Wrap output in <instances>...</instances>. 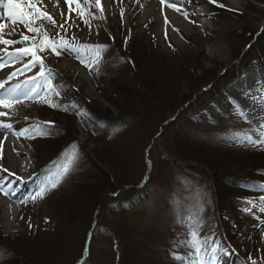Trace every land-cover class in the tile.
Wrapping results in <instances>:
<instances>
[{"label":"rangeland","instance_id":"1","mask_svg":"<svg viewBox=\"0 0 264 264\" xmlns=\"http://www.w3.org/2000/svg\"><path fill=\"white\" fill-rule=\"evenodd\" d=\"M60 1L57 0V2L53 3L50 0H43V10L49 12L58 23H63L65 19H68L69 12L65 2L60 3ZM215 2L210 3V5L206 4V7H208L206 17L199 18L197 22L186 11L190 9L189 7L183 13L184 17H182V21L167 24L163 19H159L158 2L153 6V10H155L153 13L155 14H153V17L148 18L142 16L139 3H135L133 0H101L104 8L103 14L101 15L96 8H91L90 11L99 19L103 29L111 37L119 40L121 39L120 32L122 26L126 25V28H123V30L127 31L124 36L127 41L121 44L119 40V43L112 45L114 54H117L127 62L124 67L119 68V71L116 70L115 74L118 76L110 77L109 74H106L108 68L104 66L97 74V71H90L89 68L84 67L77 59H74L67 53L57 56L50 50L48 51L47 68L53 75L57 74V77H65L66 82L70 81L71 85L76 89L73 92L70 91L69 95H66L65 101L71 100L76 95L83 96L84 100L89 102V105L86 108H79L77 111H82L86 114L84 119L92 121L94 130L97 131L99 128L107 129L109 124L113 123L110 119L102 117L103 113L110 111L112 117L119 120L122 115L120 106H117L118 104L115 103L116 100H120L121 96L118 97V91L111 84L112 81L121 78L129 86L134 85V88H137L140 83L139 78L142 75L144 77L147 76L148 73L153 74L150 73L151 70L163 72L164 74H159L162 77L172 78L177 76L183 68L187 69L188 65L190 66V62L185 61L187 58L191 59V66L197 68L195 71L197 76H202L205 71L221 73V71L231 67L237 56V53L234 51L236 47H243L245 40L241 36L237 37V35L244 29H254L264 26V2L261 0H215ZM236 2L239 3L237 4ZM57 3L59 6H54ZM178 3L183 5V2L178 1ZM219 4L223 5V7L219 6ZM155 6L157 8H154ZM231 9L234 11H231ZM120 12H123L125 24L119 17ZM185 14H187V18H185ZM155 15H157L156 18ZM65 27L80 39L87 40V38L91 39L92 37L93 29H91V25L83 23L76 16L75 12L71 13V19H68ZM18 28L19 32L7 35L6 38L19 39L20 32L31 35V33H27L22 25H18ZM52 32H54V29ZM62 35L70 40L74 38L75 43L78 42L73 35L70 36L68 31ZM22 46L15 45L13 47ZM153 47L159 56L154 55ZM134 50L139 51L138 53H143L146 57V61H143L145 63L144 69L141 67L139 69L141 73L135 71V64L128 63V59L133 58L131 52ZM251 51L253 52H248V55L252 60L243 67L241 76L238 79L236 78L226 89L220 90L216 101H213L206 108L200 109L197 112H195L196 107L191 109L193 111L192 115L189 113L190 109L186 110V114L181 116V120L185 121L190 127H186L185 123V126L182 127L183 130L178 132V137L184 136L183 138L187 140V131L193 135L202 134L206 141L196 140L194 142L202 146L212 145L215 143L214 140H222L221 137L223 135L217 132L219 131L216 129L217 126H212L214 122L212 117H225L228 119L227 121L239 126L244 119H241L234 113L233 102L239 104L243 112L247 114V118L251 120L256 119L257 123L264 125V110L259 109V105L264 104L258 102L261 96V92L258 89H264V77H260L261 79L257 80L244 79L245 75L253 74V69L259 68L260 64L264 63V41L257 46V50L254 47ZM143 59L145 58L143 57ZM152 64L156 66L154 67ZM20 66L21 64L18 63L5 68L11 69L13 72L22 68ZM39 70V65H37L29 71L21 72L16 78L8 82L6 86H13L17 83L23 84L25 80L36 76ZM108 77L111 78V82H109ZM187 77H183L185 81H178L179 79H177L176 84H170L169 86L171 88L174 87L175 92L176 88H178L177 97L180 99L187 96L188 98L186 99L188 100L191 96L189 85L186 84ZM179 78H182V76H179ZM242 79L244 80L241 81ZM0 80H3L2 74H0ZM214 86H218V84L216 83ZM168 89L165 88V90ZM119 93L123 97V93ZM45 94L46 92L42 90L41 95ZM36 105L40 106L42 104L34 100H24L22 103L16 104L12 110L0 108V111L8 112L9 115L4 117L7 120L11 117L13 119L12 128L15 126V132H21L34 124L31 123V118H37L38 116L35 112ZM165 117H172V112L166 109ZM77 118L81 117L77 115ZM212 120L213 122H211ZM124 122V125H120L117 128V132H121V135L117 133L120 137L118 138L117 136V140L115 139L118 142L133 139L136 134L141 133L144 136L145 134L154 135L157 132V127L151 129L146 126V128L137 126L136 128L135 126H129L128 121ZM202 123H207V125H203ZM74 125L77 133L76 139L82 144L84 152L90 155L91 160L89 168L79 167L81 172L85 171L83 175L79 173V177L82 176L85 180L88 173L97 176L96 172L99 171L100 167L104 171V173L101 171V174H106L109 182L111 183L112 181L116 185L112 191L109 188L106 192H102L101 206L104 212L101 213L100 218H103L106 224L101 225V223H96L95 228L93 227L92 237L90 240L88 239V255L81 257L85 249L83 247L86 244L82 246L83 240H81V234L76 228L71 227L67 222H63V220L66 221L64 216L67 214L65 210L62 211L61 209L62 207L68 208L70 210L69 214L76 217L72 213L73 210L71 208L76 209L78 208L77 205L86 207L87 198L83 199L81 192L78 198L72 202L73 204L68 203L66 206H58L55 210L54 207L58 200L54 196L47 201L50 203V207L54 208L52 211L49 210L46 201L42 203L39 199L35 201L30 199L38 190L41 179L37 175H34L36 169L33 162L36 155L34 156V153L30 151L32 148L31 143L29 147L26 146L24 139L28 140V138L20 136L18 133L16 134L18 139H16L17 141L14 140V142L20 151L17 156L20 165L18 164L16 165L17 167L12 168L7 158L3 155L0 158V166L2 169H10L16 173H22L23 176L28 175L27 179H31V181L30 183L28 182L23 192L18 195L16 204L9 202L6 205H0V242L3 241L2 244H6L0 245L1 249L4 248L9 252L16 247H20L30 252L33 251L35 255H39L36 257L40 264H73L74 260L79 259L81 261L82 258L86 261V264H164L163 251L165 248H161L167 241L169 242L174 236L173 242L168 243L169 248H167L168 254L172 255L176 251L182 250L183 241L191 238L189 228H185V226L177 223V220L186 218L190 211L195 210L198 206V192L202 196L200 203L203 204V211L200 216L202 220L201 226L206 230L203 216L207 211V207L210 208L211 198L215 204L213 191L215 192L214 189L218 184L216 181L215 187H213V182H215L213 179L218 177L222 180L223 173L219 172L215 175L209 171V168H206L208 173H202L199 171V164L191 158L186 161V164L184 162L183 165L177 160L182 167L180 175L183 178H191L195 184L193 187H190L189 181L185 179L188 184L187 186L185 185V189L179 191L180 185H176L177 181L175 179L178 172L172 171V165L162 161L160 157L161 148L159 145L166 142V140L160 138V144L158 142L159 145L153 146V150L149 153L150 158L146 162L143 155V157H140L141 153L134 158L132 157L131 161H125L124 153L120 156L117 153L118 149L116 145L113 142H109L112 151V159H109L107 158L109 156H98L102 153L100 149L101 140L104 139L102 134L105 132L104 134L107 137L105 141H107L108 130H103L101 131L102 134L96 136L93 132H85L80 123L74 122ZM113 133L114 129L111 128V134ZM167 136H169L167 142H170V138L176 135L173 131H169L167 132ZM29 141L31 142V139ZM226 145L228 146L227 143ZM233 145L234 147L230 146V148L238 149V145ZM116 154L118 155L116 156ZM184 157L182 159H186L187 156L184 155ZM149 161H151L149 179L146 184L141 186L147 170L146 163ZM188 162L192 165L189 166ZM19 166H22L23 170L28 169V171L22 172ZM192 167L197 169L194 171ZM125 170L127 172H124ZM195 172L200 174L196 178H193ZM237 174L226 172L227 176H236ZM198 182L200 183L198 184ZM1 183L7 185V179L0 177ZM85 185H82V187H85ZM190 188L194 190L191 192L189 191ZM112 192H115V194H112ZM218 192L220 193V191ZM0 196L3 198L2 193H0ZM6 200L8 202V199ZM16 205L18 207L14 210ZM91 211L92 209L90 208L89 213H87L88 216L92 215L90 214L92 213ZM230 212L228 216L234 219L241 218L244 221V227L240 232V236H237V240L233 243V248H230V251L233 253L229 259L230 261L227 262L225 260L222 264H252V259H255L257 263L260 261L264 262V215L251 219V214H254L253 211L249 212V215L246 217L243 214L239 217L238 213ZM172 215L176 217L173 220L170 218ZM215 216L218 219L217 225L219 226L220 219L222 221L226 217L228 218V216H223V214L218 212H216ZM178 227H181V229H176ZM200 227L198 229V239L202 240L200 238L202 235ZM175 229L176 232H173ZM207 230L210 231L211 229ZM125 233L129 235L128 238L125 237ZM42 239L43 242H40ZM66 239H70L71 242L63 248H59L61 241ZM221 242L224 243L223 240ZM150 243L153 244L150 245ZM157 244H159L158 247H156ZM225 245H227L226 242ZM126 246L129 247V250H126ZM137 246H139L140 253L138 260L134 263L132 256L138 251ZM171 248L175 251L170 253ZM0 264H7V259L0 257ZM168 264H173L172 260Z\"/></svg>","mask_w":264,"mask_h":264},{"label":"trees","instance_id":"2","mask_svg":"<svg viewBox=\"0 0 264 264\" xmlns=\"http://www.w3.org/2000/svg\"><path fill=\"white\" fill-rule=\"evenodd\" d=\"M120 34V41H122L124 40V37L122 36L125 35V31L122 29ZM239 36L243 37L245 40L243 43V47H236L234 51L237 53V56L234 59L231 67L226 68L224 71H221V73L205 71L203 72L202 76H197L195 73L197 68L191 66V59L187 58L185 59V61H189L190 66L188 65L187 69L183 68V70L180 71L177 76H174L172 78H165L159 75L161 73L164 74L163 72H155L151 70L150 73L153 74L148 73V75L145 77L142 75L141 78H139V87L134 88V85H130L132 88L131 89L129 84L125 83L123 79L120 78L112 81L110 78L111 76H118L115 74L116 70L119 71V68L124 67L127 62L120 58L117 54H114L111 40L104 34L102 37L98 38L99 40L89 42V44H85L105 45L107 48V50L102 53V60L101 64L99 65L97 74L103 66L108 68L106 74H109L110 76L108 77L109 82L112 81L111 84L118 91L119 96H117H121L120 100L115 101V103L118 104L117 106H120L121 108V119L119 120L113 118L110 111L103 113L102 117L110 119L113 124H109V127L107 129L99 128L97 129V131L94 130L92 121L84 118H77V108H86L89 105V102L84 100L83 96L81 95L74 96V98H72L69 102L59 101V104L62 105H71L75 103L78 106L76 109H71L67 112L60 109L50 108L48 106L36 107L35 112L38 116L37 118L33 119V123H36L37 121H51L53 122L51 131L55 133L54 135L48 137H37L35 139H32L31 147L32 150H34V156L36 155V165L38 168H40L38 170V174L45 177L48 174V167L52 164L53 161L57 160L60 154L70 145L75 144L79 152V159L75 165L74 170L62 181V183L57 188L48 192L43 199H40V202L44 203L46 201L49 210L52 211V209L54 208L56 210V207L58 206H66V204L68 203L73 204L72 202H74L82 192L81 197L83 199L87 198V206L83 207V205H77L78 208L76 209L72 207V213H74L76 217L72 214H69L70 210L68 208H61L62 211L65 210L67 214L64 216L66 221L63 220V222H67L71 227L76 228L80 232L81 240H83L82 246L85 244L87 245V243L91 239L93 233L92 231L95 228L94 226H96V223H101V225L106 224L103 218H100L101 213L104 212V209L101 206V195L102 192H106L109 188L110 191H112L116 187V185L111 180V183L109 182L106 174H101V171L103 170L100 167L99 171L96 172L97 176L88 173L85 180L82 176L79 177V173H82V175L85 173V171L81 172L79 170V167L89 168L91 165V160L89 157L90 155L84 152L82 144L76 139L77 133L74 122H79L85 129V132H93L94 134H96V136H98V134H102L101 131L108 130L107 141H105V138H107L106 134H104L105 132H103L102 134L104 139H100V149L102 153L98 156H109L107 157L109 159H112V151L110 148L111 144H109V142H113L116 145L118 149L117 153L120 154V156L122 153H124L125 161H131L132 157L134 158L141 153L140 157L144 156V161L146 162L150 158L149 153L153 150V146L160 144V138L162 140H166V142H163L161 145H159V147L161 148L160 157L162 161L172 165V171L175 170L178 172L175 179L177 181L176 185H180L178 189L179 191L185 189V185L187 186L188 182L185 179L189 181L190 187H193L195 185L192 182L191 178H183V176L180 175L182 167L179 164L181 163L183 165L184 162L186 164V161L190 158L199 164V171H201L202 173H208V170L206 171V168H209V171L213 172L215 175L219 172L223 173L222 180H220L218 177L216 179H213L215 181L213 182V187H215L216 181L218 182L214 189L215 192L213 191L215 204L213 203L211 198L210 208L207 207V211L203 216L206 228V230L204 229L202 231V234L204 235L203 239L209 238V245L207 246V250L205 251L206 261L208 263H211V248L217 246V242L221 241V237H223V239L231 245L237 239V236H239L244 227V221H242L241 218L234 219L228 215L229 213H231L230 211H232V213H238L240 217L241 214H244V201H258L259 197L261 195H264V193H261L257 190L245 187V185L264 184V151L256 150L251 147H242L239 145L237 147L238 149L230 148V146L234 147V145L224 140H214V144H203L204 146H202L201 144L194 143L196 140L206 141L204 140L202 134L193 135L191 132L187 131V140L183 138L184 136L178 137L177 134L178 132L182 131V127L185 126L186 122L181 120V116H184L186 114V110L190 109L189 113L192 115L193 111L191 109L196 107L197 109L195 112H197L200 109L206 108L208 104L216 101L220 90H224L229 82L241 73L243 67H245L246 64L251 60L249 58L250 56L248 55V52H253L251 51V49L254 47L255 50H257V46L264 39V27L244 29L237 35V37ZM153 49L155 53L154 55L159 56L156 53V49L154 47ZM138 52L139 51L135 50L131 52L133 58L128 59V63L131 62L135 64V71L141 73L139 69H144L145 63H143V61H146V57L143 53ZM143 57L145 59H143ZM152 65H154V67L156 66L155 64ZM179 76H182V78H179ZM185 76H188L186 84L189 85V91L191 95L189 97L190 99L188 100L186 99L188 98L187 96L186 98L181 99L177 97L178 88H176L175 92L174 87H169L170 84H176L177 79H179L178 81H183V77ZM52 81L58 84V86L56 85L55 88L59 92H65L67 94H69L70 91L73 92L74 87L71 85L70 81L66 82L65 77H54ZM216 83L218 84V86H214ZM165 88L169 89L165 90ZM119 92L123 93V97ZM166 109L172 112V117H165ZM212 119L214 120V122L213 120L211 121L213 122L212 126H217L216 129L219 130L217 132L222 134V137L228 135V133L235 131H247L249 132V134L253 135V138H256V134L252 130L254 128L259 129L261 126L257 122L247 120H243L242 123L237 126L227 121L228 119L225 117L221 118L215 116L212 117ZM124 121H128L129 126H135L136 128L137 126H141L144 128L149 127L151 129H155V127H157V132H155L154 135L145 134L146 137H144L145 135L143 136L141 133L136 134L135 138L133 139L121 141L123 142L121 145V142L116 141L117 136L119 138L121 135L120 131L117 132V128L120 127V125H124ZM202 124L207 125V123ZM186 127L190 126L186 123ZM111 128L114 129L113 134H111ZM169 131H173L177 137L173 136L172 138H170V142H167V138H169V136H167V132ZM117 133H119L120 135H117ZM226 143L228 144V146L226 145ZM118 154H116V156ZM184 155L187 156L186 159H182L185 158ZM177 160L180 163H178ZM146 164L147 170L145 172L144 181L141 186L146 184L149 179L151 161L147 162ZM188 165L191 166L192 164L188 162ZM118 167L120 168L119 164ZM192 168L194 171L197 169L195 167ZM124 172L127 171L125 170ZM226 172L238 174L236 176H227ZM199 174L200 173L195 172L193 178H196V176H198ZM199 183L200 182H198V184ZM84 184H86L85 187H82V185ZM193 190L194 189L190 188L189 191L192 192ZM218 191H220V193ZM112 194H115V192H112ZM53 197L58 200L54 208L50 207V203L47 202ZM90 208L92 209V213H90L92 215L88 216L87 213H89ZM252 211L260 212V210L255 207H253ZM216 212L223 214V216H228V218L226 217L222 221L221 219L219 220L220 226L217 225L218 219L215 216ZM176 229L181 228L178 227ZM176 229L173 232H176ZM207 229L211 230L208 231ZM125 237L128 238L129 235L125 233ZM172 238L171 240H169V242L167 241V243L164 244L161 248H165L163 251L165 262L164 264H168V262H170L171 260L173 264H177V261L173 259V256L171 254L169 255L167 252V248H169L168 243H171L174 240V238ZM2 242H0L1 246L6 245L2 244ZM40 242H43V239ZM70 242V239L62 240L59 248H63ZM151 244L153 243H150V245ZM160 244L162 245V243ZM158 246L159 244L156 245V247ZM137 247L138 251L132 256V261L134 263H136V261L138 260V256L140 253L139 246ZM0 250H3L4 255L2 256V258L7 259V264H40L38 263V259L36 257L39 255H35L33 251L30 252L20 247H16L14 250L9 252H7L4 248H0ZM126 250H129L128 246H126ZM174 251L175 250L173 248L170 249V253ZM175 254L179 256H187L188 252L184 247H182V250L176 251ZM78 262L79 259H77L76 261L74 260L73 264H78Z\"/></svg>","mask_w":264,"mask_h":264},{"label":"snow or ice","instance_id":"3","mask_svg":"<svg viewBox=\"0 0 264 264\" xmlns=\"http://www.w3.org/2000/svg\"><path fill=\"white\" fill-rule=\"evenodd\" d=\"M160 2L161 4H167L168 7L173 8L177 12H181V9L170 3L169 0H160ZM180 2H183V0H180ZM209 2L214 3L215 0H209ZM65 5L68 7V19H71V13L75 12L76 16L89 26L91 20L96 19L95 14L90 9L96 8L101 15L104 11L101 0H65ZM54 6L58 7L59 5L57 3ZM219 6L223 7V5ZM185 18H187V14H185ZM0 19L6 21L0 22V46H2L0 47V70L18 63L22 64V68L9 73L5 80H0V108L12 110L16 104L22 103L24 100H34L50 108L60 109L65 112L76 109L78 106L75 103L62 105L52 99L53 96H59L61 93L52 85L53 74L45 68L43 59L38 53L49 50L57 56L67 53L74 59H77L84 67L89 68L90 71H98L102 60V53L107 50L106 46L76 44L74 38L71 40L67 39L64 35H61L60 31H57L55 36L50 35L45 24L61 29L66 33L67 28L65 24L68 23V19H65L63 23H58L49 12L43 10V0H0ZM18 25H22L27 33H31V35L20 32L19 39H7V35L19 32ZM15 45L23 46L13 47ZM37 65H39L40 70L36 76L25 80L23 84L17 83L13 86H6L18 74L29 71ZM42 90L46 92L45 95H41ZM258 91L261 92L258 102L264 104V89H258ZM233 103L234 113L241 119L247 120V114L243 112L239 104ZM76 114L82 119L86 115L82 111H77ZM8 115V112L0 111V117ZM52 125L53 122L51 121H37L29 128L19 132L18 135L29 139L48 137L55 134L51 131ZM11 130L12 125L10 123L0 122V132L5 133V138H7V134ZM252 131L255 132L256 138H253V135L247 131H235L221 137V139L242 147H251L264 151V125H261L259 129L254 128ZM2 147L3 142L0 141V158L3 156ZM78 159L79 152L75 144L66 148L58 159L53 161L48 167V174L38 186L35 195L30 197V199L33 201L43 199L48 192L57 188L74 170ZM2 170L7 171V169ZM8 174L13 175L12 173ZM245 187L264 193V184L245 185ZM0 191H4L3 188H0ZM4 194L7 195V192H4ZM201 200L202 196L198 192V206L195 210L190 211L186 218L177 220V223L182 226L189 227L191 237L182 242L186 247L191 249L187 256L172 254L177 264H207L205 251L209 245V238L198 239V229L202 224L200 216L203 211V204L200 203ZM244 204L243 211L245 213L251 212L253 207L264 211V195H261L258 201L246 200ZM217 247H219L218 242ZM217 247L211 248L210 259L212 261L216 260ZM3 255V250H0V257ZM87 255L88 249L85 247L83 256L86 257ZM78 264H86V261L82 258ZM252 264H257V261L252 259Z\"/></svg>","mask_w":264,"mask_h":264},{"label":"bare ground","instance_id":"4","mask_svg":"<svg viewBox=\"0 0 264 264\" xmlns=\"http://www.w3.org/2000/svg\"><path fill=\"white\" fill-rule=\"evenodd\" d=\"M64 1L65 0H61L60 3H63ZM134 1H135V3L136 2L139 3L142 16H145V17H148V18L153 17V14H155V13H153L155 11V10H153V6H154V4H157V2H158L159 3V6H158L159 19H163L164 21L167 22V24H170L172 22L182 21V17H184L183 13L189 7H190V9H188L186 11H188L189 16L191 15L192 16L191 18H193V20L197 22L199 18H205L206 17L207 8H208V7H206V4L208 3L210 5L209 0H183V5L178 3V1H180V0H169L170 3H173L176 7H179L181 9V12H177L173 8L168 7L167 4H161L160 0H133V2ZM50 2L55 3V2H57V0H50ZM223 3H225V2H223ZM215 4H217V3L215 2ZM154 8H157V7L155 6ZM232 10L233 9H231V11ZM235 10H236V8H235ZM228 11H229V9H228ZM156 12H157V10H156ZM156 17H157V15H155V18ZM0 22H6V21L0 19ZM198 23L200 24V22H198ZM172 27H173V25H172ZM161 30H163V29H161ZM186 30H187V28H186ZM256 68L253 69L254 70L253 74L245 75L244 79L246 78V80H248V79L257 80V79H261L260 77H264V63H261L260 67L257 68V69ZM11 72H12L11 69L5 68L0 73L2 74L3 78H6L9 75V73H11ZM244 79H242L241 81H243ZM259 109L264 110V105H259ZM0 122L12 124L13 123V119L11 117H9V120H7L6 117H0ZM15 129H16L15 126H13L11 132L7 134V138H5V133L4 132H0V141L3 142L2 153L7 158V161L9 162V164H10V166L12 168L17 167L16 165H18V164L20 165V162H19L18 157H17L18 154L20 153V151H19V149L17 147V144L14 142V140L18 139L16 134L19 133L20 131H16L15 132ZM14 152H15V154H14ZM19 168L21 169L22 172H27L28 171V169L23 170L22 166H19ZM8 173H12L13 175H9ZM21 176H23L22 173H16V172H14V171H12L10 169H7V171H3L1 166H0V177L4 178V179H7V182H8L7 185L3 184V183L0 184V188H3V190H4V191H0V193L3 194V198L0 196L1 197L0 198V205L1 206L2 205H6L9 202L16 204L18 195L21 192H23L24 188L26 187V184L28 183V180H26V181L22 180ZM17 177H19V179H17ZM4 192H7V195H5ZM6 199H8V202H7ZM170 218H171V220H173L176 217H174L172 215V216H170Z\"/></svg>","mask_w":264,"mask_h":264}]
</instances>
